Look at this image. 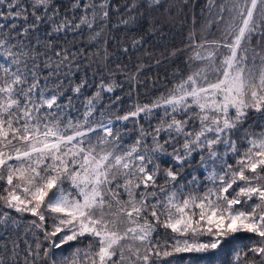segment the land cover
<instances>
[{"label": "snow or ice", "instance_id": "1", "mask_svg": "<svg viewBox=\"0 0 264 264\" xmlns=\"http://www.w3.org/2000/svg\"><path fill=\"white\" fill-rule=\"evenodd\" d=\"M0 264H264V0H0Z\"/></svg>", "mask_w": 264, "mask_h": 264}, {"label": "trees", "instance_id": "2", "mask_svg": "<svg viewBox=\"0 0 264 264\" xmlns=\"http://www.w3.org/2000/svg\"><path fill=\"white\" fill-rule=\"evenodd\" d=\"M114 5H118L121 9L124 8L125 5H128L133 2V0H112ZM138 2V0H137ZM142 12L143 9H140ZM149 16V21L154 18ZM139 21H143V17L138 18ZM119 20V17L116 15L112 16V24H116ZM133 27L132 25L129 28ZM135 27H137L138 31H130L128 29L123 28H113L111 31V36L118 38V42L124 44H130L131 39L135 36L144 35L146 39V43L143 49L129 52L127 56H120L118 60L122 63L127 64L129 69H134L135 65L138 61H142L145 66L144 75L141 77V80H147L146 84H142L141 86L135 87L130 82L126 81V74H118L116 79L118 83L122 85V88L117 89L116 94L121 96L123 100V104L121 108L124 110H128L131 104L135 102H147L158 95L164 86V82L166 79L171 78L172 72L179 65L173 63L172 60L165 59L167 57L166 49H170L171 46H180L182 47V42L185 40V30L182 29L179 22L175 24V26H169L166 29L168 39L161 41L158 37H148L147 32L149 25L147 23L141 24L138 23ZM147 53H151V57L146 55ZM159 59L161 63L157 65L155 61ZM156 80L157 84L154 87L152 81ZM107 103V101H105ZM249 243L247 239L242 241V244ZM231 259V257H229Z\"/></svg>", "mask_w": 264, "mask_h": 264}]
</instances>
